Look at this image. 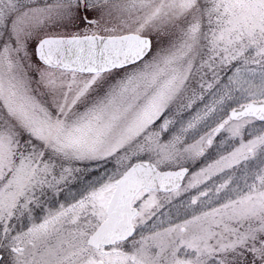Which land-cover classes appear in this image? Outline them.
Returning a JSON list of instances; mask_svg holds the SVG:
<instances>
[{"label": "snow or ice", "instance_id": "1", "mask_svg": "<svg viewBox=\"0 0 264 264\" xmlns=\"http://www.w3.org/2000/svg\"><path fill=\"white\" fill-rule=\"evenodd\" d=\"M0 264H264V0H0Z\"/></svg>", "mask_w": 264, "mask_h": 264}]
</instances>
